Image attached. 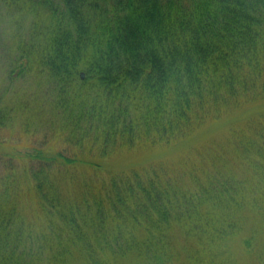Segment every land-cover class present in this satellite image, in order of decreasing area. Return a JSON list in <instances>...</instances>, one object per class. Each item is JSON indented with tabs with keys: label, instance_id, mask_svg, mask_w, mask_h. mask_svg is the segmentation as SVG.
Returning <instances> with one entry per match:
<instances>
[{
	"label": "trees",
	"instance_id": "16d2710c",
	"mask_svg": "<svg viewBox=\"0 0 264 264\" xmlns=\"http://www.w3.org/2000/svg\"><path fill=\"white\" fill-rule=\"evenodd\" d=\"M0 1L51 15L7 66L11 77L45 78L61 116L60 146L0 139V264H110L103 253L130 250L120 242L134 211L154 209L147 222L163 240L172 208L189 220L196 202L205 208L196 220L219 239L239 234L248 214L259 219L246 241L264 264V0ZM226 118L221 142L181 153L188 173L109 165L126 151L186 146ZM231 153L243 177L235 184L223 173L237 164ZM143 248L152 259L163 250Z\"/></svg>",
	"mask_w": 264,
	"mask_h": 264
},
{
	"label": "rangeland",
	"instance_id": "374dc122",
	"mask_svg": "<svg viewBox=\"0 0 264 264\" xmlns=\"http://www.w3.org/2000/svg\"><path fill=\"white\" fill-rule=\"evenodd\" d=\"M51 19L50 14L34 5L28 8L19 4L4 5L0 1V104L3 108L2 113H9L3 116L4 127L0 132V139L21 150H31L34 144H43L44 140L48 141L47 144L56 147L61 143V140L55 137V130L59 131L61 116L52 109L50 101L52 97L48 96L50 85L47 80L44 78L39 82L36 73H30L26 78H19L17 71H14V77H11V69L7 66L9 61L15 60L16 51L20 49L32 24L47 25ZM230 122V119L226 118L197 130L193 137L185 142L186 146L173 148L159 146L157 149L146 151H126L111 158L109 165L112 168L122 166L141 170L148 168L154 162L156 164L163 162L170 165L171 169L184 168V173H188L187 165L184 167L182 162L181 153L186 147L193 148L192 150H195V147L197 148L195 151H203L206 143L221 142L228 135ZM231 155L237 164L227 162L223 173L235 184L243 177L239 176L241 175L240 160L236 154L231 153ZM182 184L181 186L186 189L185 187L190 186L189 179H185ZM248 186L250 184L245 183L246 193L250 192ZM197 203L194 207L196 211L191 213L189 220H186L188 213L182 208L178 206L172 208L169 222L166 223L167 236L163 240L160 239V234L163 233L152 228L147 222L150 210L142 213L134 211L138 218L135 214L129 215L130 225L125 228L128 239L120 242L123 248L128 247L130 250H123L124 252L114 255L103 253L104 259L110 264H256V258L251 253L246 240L251 234L258 233L259 227L261 229L259 219L257 221L255 216L248 214L247 222L239 234H234L233 230L227 228L225 236L219 239L212 224H204L203 221L200 223L201 221L196 220L200 219L201 213L205 211L204 206L198 207ZM208 208L207 206L206 211ZM150 213L154 218L157 217L154 209H151ZM135 219L138 220V224ZM213 219L218 218L213 217ZM184 221L189 223L186 227L178 223ZM132 230H135L133 240L130 235ZM142 246L153 248L160 246L163 250L152 259L143 255L145 253L147 255L148 252Z\"/></svg>",
	"mask_w": 264,
	"mask_h": 264
},
{
	"label": "water",
	"instance_id": "95a60500",
	"mask_svg": "<svg viewBox=\"0 0 264 264\" xmlns=\"http://www.w3.org/2000/svg\"><path fill=\"white\" fill-rule=\"evenodd\" d=\"M84 76V74H82V77Z\"/></svg>",
	"mask_w": 264,
	"mask_h": 264
}]
</instances>
